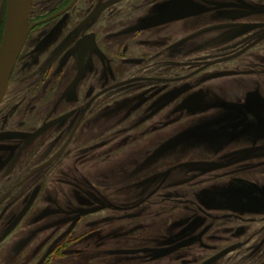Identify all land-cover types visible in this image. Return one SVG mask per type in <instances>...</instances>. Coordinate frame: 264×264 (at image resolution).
<instances>
[{"label":"flooded vegetation","instance_id":"af4514ba","mask_svg":"<svg viewBox=\"0 0 264 264\" xmlns=\"http://www.w3.org/2000/svg\"><path fill=\"white\" fill-rule=\"evenodd\" d=\"M28 25L0 264H264V0H32Z\"/></svg>","mask_w":264,"mask_h":264},{"label":"water","instance_id":"95a60500","mask_svg":"<svg viewBox=\"0 0 264 264\" xmlns=\"http://www.w3.org/2000/svg\"><path fill=\"white\" fill-rule=\"evenodd\" d=\"M32 0H9L6 27L0 46V104L6 94L18 56L25 44L30 27L29 11Z\"/></svg>","mask_w":264,"mask_h":264}]
</instances>
